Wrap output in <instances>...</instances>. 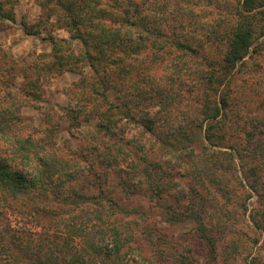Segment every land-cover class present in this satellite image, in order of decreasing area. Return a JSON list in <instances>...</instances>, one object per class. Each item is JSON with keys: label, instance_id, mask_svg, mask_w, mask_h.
<instances>
[{"label": "rangeland", "instance_id": "rangeland-1", "mask_svg": "<svg viewBox=\"0 0 264 264\" xmlns=\"http://www.w3.org/2000/svg\"><path fill=\"white\" fill-rule=\"evenodd\" d=\"M43 2L44 0H6L5 6L12 7L15 19L0 21V88L2 92L12 90L10 97L15 99L18 106L21 104L19 107L24 120L21 134H30L38 143L46 140L54 142V149L51 151L55 156L68 162L66 164L70 166V170H79L76 175H71L74 176L72 179H64V188L73 187L80 193L95 196L98 201L87 205H65L62 208L58 203H50L48 207L51 210L36 215L29 208L33 204L41 206L42 203L38 202L45 197H33L32 201H24L23 205L19 204L18 199L13 203L16 209L7 208L4 213L6 220L2 219L21 231L31 232V244L45 242L51 245L52 250L57 245L59 248L62 245V254H56L60 260H63L69 247L66 239L73 235L75 228L81 227L97 235L101 230L104 233L109 231L113 223L123 229L129 241L137 240L135 244L143 249V256L152 259L155 264H179L181 255H188L198 264H211L207 245L195 234L193 222L188 219L170 220V211H181L184 206L192 204L187 186L190 184L195 187L199 181L194 183L193 176L187 172L189 166L180 168L184 164L183 159L176 158L174 152L159 139L168 136L175 125H187L198 111L196 109L199 105L187 101L194 98L196 90L192 83V78L196 76L194 56L185 53L186 62L184 65L180 64L182 68L179 67V77L168 67L173 66L182 53L178 56H165L161 63L152 62L147 56V61L138 67V73L142 72L151 81L148 85L139 81L137 87L147 90L148 98H141L139 101L126 97V94L134 92L137 72L127 75L122 84L115 82L116 88L110 94V100L117 106L127 102L136 120L114 115L113 132L111 136L104 135L103 129L97 124V118L92 115L88 118V104L83 107L85 111L77 115L78 119L73 118L75 112L72 110L70 96L77 92L80 75L62 68L44 70L51 59L53 42L62 45V53L68 50L67 41L75 53L82 48V44L79 40L72 39L65 28L57 25L56 16L48 15ZM216 2L217 0H170L164 7V12L159 15L161 19L165 15L170 17L167 23L171 27L179 25L181 20L192 21L189 32L196 38L193 40L197 41L208 32L212 21H216L218 17V9L214 7ZM23 22L27 23L26 30L33 32L32 34L25 32ZM209 45L211 47L208 50L211 49L215 56H219L224 49V44L220 41H211ZM203 51L206 52L204 48ZM35 62H39L37 68L33 65ZM184 69L187 70L185 74ZM235 78L236 95L232 105L244 118L238 125L246 128L247 117L264 120V44L260 47V53H253L237 66ZM33 81H36L34 85ZM121 87L127 92L124 95L119 91ZM161 88H171L167 94V101L170 100L171 103H166L164 93L158 95ZM28 90H32L33 94L30 95ZM153 90L155 96L151 98L149 95ZM149 116L153 121L149 124L151 128L147 130L143 124ZM190 132L193 136L190 145L201 143V130L191 129ZM237 135L239 143L236 148H242L243 152L244 137L242 132ZM121 136H125L124 145ZM106 141L111 146L114 158L111 167L101 161L98 154L99 150L106 153L103 149ZM120 145L122 147L119 153L114 147ZM5 147V142L0 140V148ZM196 150L202 149L197 147ZM102 153L101 156L104 155ZM179 153L182 155L183 150ZM247 156L244 153L242 158L247 167L242 168L235 155L237 161L219 169L220 178L213 181L222 184L229 197L213 191L207 193L204 189L200 192L202 199L197 198L195 207L197 211H201L215 240L217 264H264V165H260L259 159ZM183 158L185 162L186 158ZM198 165L201 169L204 168L203 165ZM252 165H255L257 173L250 176L247 170ZM143 168H146L145 172ZM190 170L197 171L192 165ZM244 175H249V181H253L259 194L249 189ZM164 184H168L165 190ZM180 188L184 190V196L175 194ZM50 198L51 194L46 199L49 201ZM203 199L205 203L201 202ZM26 210L30 212L27 213ZM258 210L259 212H255ZM20 211L23 213H19ZM252 212H255L259 225L252 221ZM261 213L263 214L260 215ZM41 243L36 249L42 247ZM44 252H47L46 246ZM0 259H3V253L0 254ZM109 264H112L111 261Z\"/></svg>", "mask_w": 264, "mask_h": 264}, {"label": "trees", "instance_id": "trees-1", "mask_svg": "<svg viewBox=\"0 0 264 264\" xmlns=\"http://www.w3.org/2000/svg\"><path fill=\"white\" fill-rule=\"evenodd\" d=\"M5 2L6 0H0V21H13L14 11L12 7L5 6ZM168 2L170 0H44L43 5L46 6L48 15H55L57 25L65 28L72 39H77L82 44V48L75 53L67 41L68 50L62 53V45L53 42L51 59L44 70L62 68L78 73L80 76L77 92L70 96L73 102L72 110L75 112L73 118L78 119L79 114L85 111L84 105L88 104V118L90 115L97 118V124L103 129L104 135L111 136L115 127L114 115L136 120L127 102L117 106L110 100V94L116 88L115 82L122 84L127 75L137 72L134 92L126 94V97L139 101L141 98H148L147 90L137 87L139 81L146 83L144 85L151 81L142 72L138 73V67L147 61V56L152 62L161 63L165 56H178L182 53L173 66L168 67L176 77H179V67L182 68L186 62L185 53L194 56L196 76L192 78V83L196 90L194 98L187 101L199 105L196 109L198 111L187 125H175L171 132H168V136L159 139L174 152L176 158L183 159L184 164H181L180 168L189 166L187 172L193 176L194 183L199 181L195 187L190 184L187 186L192 204L184 206L181 211H170V220L192 221L195 234L207 245L211 264H217L214 253L215 240L205 224L204 216L195 206L197 198L202 199L200 192L204 189L207 193L213 191L229 197L222 184L213 181L220 178L219 169L237 161L235 155L238 156L242 168L247 167L242 159L244 153L248 155L247 158L259 159L260 165H264V120L247 117L248 128L238 125L244 118L232 105L236 95L234 87L237 66L244 63L253 53H260V47L264 44V0H217L214 7L218 9V17L216 21H212L208 32L197 41L193 40L196 38L189 32L192 21L181 20L179 25L171 27L167 23L170 17L165 15V18L161 19L159 14L164 12ZM220 5L222 6L219 7ZM22 25L26 33H33L26 30V22ZM211 41L224 44L219 56L213 55L211 49L208 50ZM44 62L45 60L43 64ZM33 65L37 68L39 62ZM184 71L185 74L187 70ZM35 83L36 81H33L32 84ZM11 91L2 92L0 88V140L7 146L0 148V254L3 253L0 264H109V261L112 264H155L152 259L143 256V249L135 244L137 240L129 241L123 229L113 223L109 231L104 233L101 230L97 235L81 227L75 228L73 235L66 239L69 247L63 255V260H60L56 254H62V245L61 248L57 245L52 250L51 245L40 242L42 247L36 249L40 243L31 244V232L21 231L5 221V210L16 209L13 203L18 199L19 204L23 205L24 201H32L33 197H45L44 200L39 197L41 200L38 203H42L41 206H30L29 210L36 215L51 210L50 203H58L62 208L65 205H87L98 201L95 196L80 193L73 187L64 188V179H72L74 176L71 175H76L79 170H70V166L66 164L68 162L55 156L51 151L54 149V142L46 140L38 143L30 134H21L24 124L20 112L21 104L19 107L15 99L10 97ZM28 91L30 95L33 94L32 90ZM119 91L122 95L127 93L123 87ZM168 91H171V88H161L158 95L164 93L167 97ZM149 96L154 98V90ZM165 100L167 101L168 97ZM171 102L169 100L166 103ZM166 103L164 102L165 105ZM144 121L143 126L149 130L153 118L149 116ZM198 128L201 130V143L190 145V139L193 137L190 130ZM240 132L244 137L243 152L242 148H236L239 143L237 133ZM120 138L124 140L122 144H126L125 136ZM121 147L120 145L114 149L120 153ZM197 147L202 150H196ZM103 149L106 153L99 150L100 160L111 167L114 158L110 144H104ZM181 150L182 155L179 153ZM100 153L104 155L101 156ZM183 157L186 158L185 162ZM198 164L204 168L201 169ZM190 165L195 166L197 171L190 170ZM145 169L142 170L145 172ZM247 172L250 176L256 174L255 165ZM244 177L249 189L259 194L253 181H249V175ZM167 185L164 184V190ZM178 193L185 195L181 188L175 194ZM50 194L52 198L48 201L46 198ZM201 202L206 201L203 199ZM255 212H252L250 217L257 224L259 220H256ZM43 245L46 246L47 252H44ZM179 264L198 263L188 255H181Z\"/></svg>", "mask_w": 264, "mask_h": 264}]
</instances>
